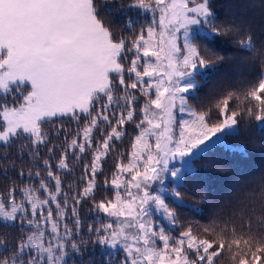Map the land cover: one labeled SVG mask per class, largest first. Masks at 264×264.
I'll return each instance as SVG.
<instances>
[{"label":"snow or ice","instance_id":"obj_1","mask_svg":"<svg viewBox=\"0 0 264 264\" xmlns=\"http://www.w3.org/2000/svg\"><path fill=\"white\" fill-rule=\"evenodd\" d=\"M112 6L149 19L118 29ZM225 37L264 68V42L218 23L213 0H0V264H76L90 243L119 248V264H264V191L222 225H181L172 207L197 164L264 125V72L189 103L213 63L196 41Z\"/></svg>","mask_w":264,"mask_h":264},{"label":"trees","instance_id":"obj_2","mask_svg":"<svg viewBox=\"0 0 264 264\" xmlns=\"http://www.w3.org/2000/svg\"><path fill=\"white\" fill-rule=\"evenodd\" d=\"M117 2L124 3L125 0ZM213 3L218 23L236 22L249 25L256 37V46L260 47V43L264 42L262 0H213ZM109 19L118 29L125 28L129 20L139 29L149 18L147 14H141L136 9L122 10L118 6H112ZM196 42L200 45V50L212 58L213 63L197 73L198 87L188 94L189 103L193 107L212 106L222 98L226 90H234L245 82L256 79L259 72H264L258 60L248 59L247 57L252 54L237 47L230 38L214 39L208 43L210 50L205 49L206 41L203 38ZM217 56L223 59L217 60ZM128 131L131 133V127ZM226 142L233 145L235 150L217 148L205 158V161L197 164L198 171L195 174L186 178L187 191L182 190L186 206L172 205L181 225L190 224L201 228L213 225L214 222L222 225L223 220L233 216L238 219L242 210L259 205L260 194L264 191V125L253 121L240 128L239 136H229ZM128 143L129 138H125L124 148H127ZM208 160H212L213 163L206 169L205 164ZM112 164L113 159L109 158L105 169L110 168ZM72 167L78 179L82 164L75 163ZM4 184V178L0 177V189ZM80 215L85 227L96 220V214L87 206L81 210ZM102 253L99 245L90 243L82 255L75 257L76 264H106L109 259L113 264H118L122 258L120 252H116L115 258H111L113 254L107 256L105 253L104 256ZM219 264L233 262L225 253Z\"/></svg>","mask_w":264,"mask_h":264},{"label":"rangeland","instance_id":"obj_3","mask_svg":"<svg viewBox=\"0 0 264 264\" xmlns=\"http://www.w3.org/2000/svg\"><path fill=\"white\" fill-rule=\"evenodd\" d=\"M148 16V15H147ZM149 18V17H148ZM201 71V70H200ZM185 118H188L187 116H185ZM157 219H158V221L161 223V224H163L166 228H169L170 226L167 224V222L166 221H164L163 220V218L162 217H157ZM97 246H98V244H96ZM99 247H100V250L103 252L102 254H104V256H105V253L107 254V256H110L111 254H113V256H111V258H115L114 256L117 254V253H121V255L123 256V253H122V251L119 249V248H117V249H111V248H109V247H107V246H101V245H99ZM119 251V252H118ZM117 252V253H116ZM115 253V254H114ZM118 264H119V262H118Z\"/></svg>","mask_w":264,"mask_h":264}]
</instances>
